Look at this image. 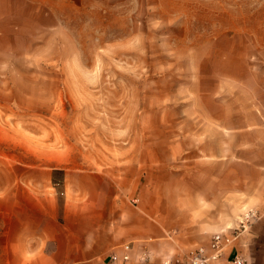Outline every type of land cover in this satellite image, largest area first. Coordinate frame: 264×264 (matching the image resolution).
Here are the masks:
<instances>
[{
    "label": "rangeland",
    "instance_id": "rangeland-1",
    "mask_svg": "<svg viewBox=\"0 0 264 264\" xmlns=\"http://www.w3.org/2000/svg\"><path fill=\"white\" fill-rule=\"evenodd\" d=\"M68 4L53 32L25 28L0 57V220L61 219L104 180L130 202L154 185L177 199L178 164L218 104L264 102V0ZM232 204L233 220H200L227 250L264 221L256 192Z\"/></svg>",
    "mask_w": 264,
    "mask_h": 264
},
{
    "label": "crops",
    "instance_id": "crops-1",
    "mask_svg": "<svg viewBox=\"0 0 264 264\" xmlns=\"http://www.w3.org/2000/svg\"><path fill=\"white\" fill-rule=\"evenodd\" d=\"M72 0H0V57L11 43L23 41L25 28L51 33L62 23L61 13ZM261 103V104H260ZM243 96L232 112L218 104L210 115L209 137L183 156L176 172L177 199L169 188L145 186L130 202L116 183L88 193L87 201L62 208L61 219L0 220V264H178L199 247L207 248L211 234L200 220H233L234 193H257L256 219L264 220V102ZM257 126L260 131L252 132ZM106 189V190H104ZM173 191V186L171 188ZM245 205V204H244ZM253 217V216H252ZM251 217V218H252ZM264 221L250 233L236 236L220 263L264 264ZM227 224L221 232H227Z\"/></svg>",
    "mask_w": 264,
    "mask_h": 264
},
{
    "label": "built area",
    "instance_id": "built-area-1",
    "mask_svg": "<svg viewBox=\"0 0 264 264\" xmlns=\"http://www.w3.org/2000/svg\"><path fill=\"white\" fill-rule=\"evenodd\" d=\"M264 128V123H262ZM230 244V238L222 235L215 234L212 236L209 246L199 247L190 252L184 261L178 262V264H214L218 262L227 253V246ZM129 246H123V255L118 257L116 255L110 256V260L117 264H124L129 260ZM243 260L235 256L233 264H243Z\"/></svg>",
    "mask_w": 264,
    "mask_h": 264
}]
</instances>
